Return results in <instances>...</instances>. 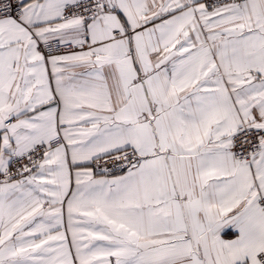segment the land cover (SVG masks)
Masks as SVG:
<instances>
[{
	"label": "snow or ice",
	"instance_id": "obj_1",
	"mask_svg": "<svg viewBox=\"0 0 264 264\" xmlns=\"http://www.w3.org/2000/svg\"><path fill=\"white\" fill-rule=\"evenodd\" d=\"M0 264H264V0H0Z\"/></svg>",
	"mask_w": 264,
	"mask_h": 264
}]
</instances>
